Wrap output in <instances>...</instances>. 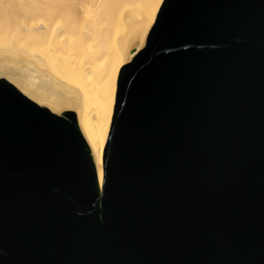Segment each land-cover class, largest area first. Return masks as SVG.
<instances>
[{
    "label": "water",
    "instance_id": "95a60500",
    "mask_svg": "<svg viewBox=\"0 0 264 264\" xmlns=\"http://www.w3.org/2000/svg\"><path fill=\"white\" fill-rule=\"evenodd\" d=\"M103 173L0 81V264H264V0L163 1Z\"/></svg>",
    "mask_w": 264,
    "mask_h": 264
},
{
    "label": "bare ground",
    "instance_id": "6f19581e",
    "mask_svg": "<svg viewBox=\"0 0 264 264\" xmlns=\"http://www.w3.org/2000/svg\"><path fill=\"white\" fill-rule=\"evenodd\" d=\"M164 0H0V81L63 118L102 188L118 75Z\"/></svg>",
    "mask_w": 264,
    "mask_h": 264
}]
</instances>
